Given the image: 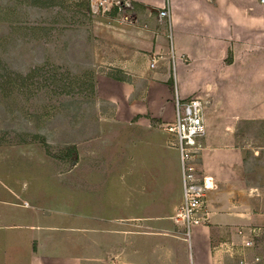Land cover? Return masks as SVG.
Here are the masks:
<instances>
[{"label": "crops", "instance_id": "0c3cea01", "mask_svg": "<svg viewBox=\"0 0 264 264\" xmlns=\"http://www.w3.org/2000/svg\"><path fill=\"white\" fill-rule=\"evenodd\" d=\"M130 2L133 19L144 26L139 40L152 48L150 69L137 79L99 73L95 90L113 104V142L123 138L135 146V135L125 129L152 136L144 139L150 148L145 156L112 162L127 166L112 173L118 180H129L134 166L139 192L123 200L117 190L109 192L97 201L96 223L73 225L50 220L35 205V192L28 217L18 216L14 209L26 207L22 192L5 187L0 264H220V244L238 241L239 225L264 229L263 193L249 178L236 130L241 119L264 118V0ZM164 6L168 16H158ZM152 16L159 21L154 42L145 23ZM175 94L208 100L199 162L215 186L205 191L209 222L193 226L188 241L170 217L181 199V179L173 136L162 127L173 117Z\"/></svg>", "mask_w": 264, "mask_h": 264}, {"label": "rangeland", "instance_id": "374dc122", "mask_svg": "<svg viewBox=\"0 0 264 264\" xmlns=\"http://www.w3.org/2000/svg\"><path fill=\"white\" fill-rule=\"evenodd\" d=\"M158 22L153 16L145 22L151 42ZM141 23L116 0L102 1L98 11L92 0H0V197L9 186L22 192L26 207L14 209L18 216L29 214L35 192V205L50 220L94 224L103 195L117 190L123 200L139 192L134 166L129 180H118L112 173L127 166L112 162L145 156L144 139L152 136L125 129L135 146L112 141L113 104L96 93L95 78L137 79L150 69L153 52L140 41ZM236 130L249 178L264 200V118L241 119ZM254 243L244 256L264 264V229ZM219 252L220 264H239L240 252L224 245Z\"/></svg>", "mask_w": 264, "mask_h": 264}, {"label": "built area", "instance_id": "2783aa9c", "mask_svg": "<svg viewBox=\"0 0 264 264\" xmlns=\"http://www.w3.org/2000/svg\"><path fill=\"white\" fill-rule=\"evenodd\" d=\"M102 1L104 0H96L95 7L92 2L93 10L98 11ZM116 3L123 8H131L130 0H116ZM156 11L158 16H168L167 6ZM153 63L154 58H151L149 65L153 66ZM207 101L200 95L180 98L175 94L173 117L162 125L163 129L173 136L172 143L178 153L181 199L177 210L170 217L181 226L179 237L184 241H188L193 226L209 222L210 210L206 204L205 191L215 186L211 176L204 173L199 162L202 146L198 139L205 130L202 114ZM259 231L260 227L255 225H239L236 228L238 241L225 240L220 245L231 251L240 252L239 264H252L246 260L244 250L254 246ZM254 259L258 260L259 257L255 255Z\"/></svg>", "mask_w": 264, "mask_h": 264}, {"label": "bare ground", "instance_id": "6f19581e", "mask_svg": "<svg viewBox=\"0 0 264 264\" xmlns=\"http://www.w3.org/2000/svg\"><path fill=\"white\" fill-rule=\"evenodd\" d=\"M108 1V0H107ZM92 2H93V7H95V2H96V0H92ZM208 182H209V179H208Z\"/></svg>", "mask_w": 264, "mask_h": 264}, {"label": "trees", "instance_id": "16d2710c", "mask_svg": "<svg viewBox=\"0 0 264 264\" xmlns=\"http://www.w3.org/2000/svg\"><path fill=\"white\" fill-rule=\"evenodd\" d=\"M111 76L114 77V78H117V79H122V78L117 77V76H115V75H111Z\"/></svg>", "mask_w": 264, "mask_h": 264}]
</instances>
